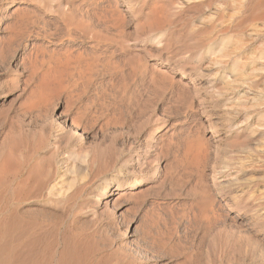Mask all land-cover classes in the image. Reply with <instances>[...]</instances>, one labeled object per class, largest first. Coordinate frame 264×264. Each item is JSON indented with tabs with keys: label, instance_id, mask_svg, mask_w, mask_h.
<instances>
[{
	"label": "rangeland",
	"instance_id": "rangeland-1",
	"mask_svg": "<svg viewBox=\"0 0 264 264\" xmlns=\"http://www.w3.org/2000/svg\"><path fill=\"white\" fill-rule=\"evenodd\" d=\"M93 1L94 0H0V46L4 48L0 55V93L2 91L7 93L6 96L0 100V108L4 109L3 111L0 109V141L2 142L5 139L8 140L12 131L15 130L19 132L21 130L24 133H19H21V135L24 134L23 136L27 139L33 138V140H36L38 139V135L45 139L44 144L41 146L42 149L40 148L38 150V156L47 157L49 156L48 154H50L49 152L55 151L53 148L54 138H56L55 135L59 127V120L55 117L57 115L52 113L47 107L41 106L42 110L39 108L40 105H36V108H34L35 105H27L28 107L24 106L26 103L28 104L27 99H29V90L32 86V81H30V83L28 81L27 83L29 84L24 82L29 79L30 67L29 62L22 60L19 55L23 50L24 41L29 42L33 39H37L47 51H59V49L66 44H70V46H82L87 49H89L90 45L96 46L98 44L96 47L100 48V50L103 48L102 50H106L107 52L110 51L115 53L114 51H116L114 54L115 57H118L119 53L121 54L126 50H133L139 52L142 58L148 60L149 63L158 62L159 60L168 62L170 65L168 66V68L170 67L169 73L175 80L179 79L182 83L187 84L186 88L190 92L189 96L194 102L190 103L189 100H185L187 101L185 103L184 100H182L181 104L176 103L177 106L173 105L174 107H171L170 105L173 100L174 92L167 90L168 92L165 91L166 93H157V95L159 94L160 96L154 95L156 96L154 97L155 99L153 98L154 100L152 99L154 104L152 102H149V105L145 103L147 108L143 104L144 106L142 107L144 109H141L142 111H139L142 107L133 109V111L130 112L131 118L129 112H122V121H124V118H126V120L124 123L122 122L120 125H116L117 127L114 124L111 125L112 123L110 121L111 124L108 123L109 125L107 124L104 128H99L97 125L95 129L92 130L93 132H88L87 135L81 139H70L65 136L60 137L59 139L66 138V141L64 139H57L61 141L60 143L56 141L57 153L59 156L69 154L72 149L75 152L80 150L79 148H81V150L94 148L100 154L104 151L106 155L109 154L107 159L108 163L104 165L107 168L100 167V170L98 168L95 173L96 175L92 177L93 180H91L92 178L87 179V184L83 181L82 186L84 184L87 188L85 186L79 187L81 183L74 185L73 189L69 191L71 193V198L67 203L68 207L66 206V211L68 209V212L66 213L64 212L65 209L61 211L59 208H55L51 203L46 204L45 202L46 192H48L49 188L53 185H58L59 180L63 178V176H60L62 175L60 172L54 174V178L50 182L51 184H49L47 189L42 191L43 194L40 193L43 195L41 198H39V194L33 193L32 195L36 199L35 200L30 193V195H28L30 198L32 197L31 200L29 197L25 198L27 197L26 195L24 200L21 198L23 202L19 200L13 201V205L9 204L10 208L16 206L21 213L23 212V215L26 210V215L27 217L29 215L30 219L54 226V228L58 230H56L58 239L68 237V241H73L75 238L78 239L75 240L77 243L84 242L82 244L79 243L80 250H82L81 247L84 249V246H88V240L92 238L91 243H89L91 247L89 248L96 249H92V255L90 257L92 264H98L99 261L100 264H112L113 262V264H264V134L262 130H257V125H259V123H264V7L262 10L256 11L257 7L264 6V0H186V3L185 0H172V2L171 0H135V2L131 4L129 12H126L127 4L124 2L126 0H124V3H120L119 5L121 10L125 13L128 23L125 18L122 21V25L121 23L118 24L119 28H117V26L109 27L107 24L95 18L100 16L98 14H102L101 11L109 1ZM178 1L183 2L179 5L177 4ZM140 4L141 11L135 17H132L134 15H127L129 13L131 14V11L133 13V10ZM156 6L157 8L159 7V9H157ZM23 7H25L29 13H32V16L27 13V16H29L27 19L32 27V31L27 33L28 35L26 34L25 38L21 40L20 43L17 40L18 43L15 40V42H12L10 35L13 34L12 31L15 30L17 26V23H15V9ZM79 7L80 9H78ZM153 8L164 13L163 15L164 17L166 16L168 23L163 28L164 34L160 36L162 40L160 44L152 43L154 37L158 36L157 29L154 27H143ZM36 11L39 16L35 13ZM95 14L97 16H94ZM33 15L36 17H33ZM257 15L258 17L261 16L263 19H259ZM30 16L35 18V20ZM78 16L83 18L77 19ZM42 21L45 24L44 26L42 25ZM79 21L82 22L79 23ZM85 21H89L88 24L93 21L94 23L90 24L95 26L96 29L86 23V25L90 27V33H82L80 28L84 25L83 22L85 23ZM34 22L35 24L32 25L31 23ZM57 25H59V30ZM105 25L108 28H106ZM42 26L45 28L43 29ZM75 27L80 30H75ZM97 27L100 33L107 31V33H103L106 38L104 35L102 36V34H99ZM37 28L38 30H36ZM39 28H41V30ZM92 29L97 31L94 32ZM119 29L121 30L119 31ZM67 30L79 31L82 35L79 32H77L79 34L74 33L70 35L67 33ZM43 32L44 35L42 34ZM91 32H93V36ZM228 33L231 35H228ZM38 34H41L40 37ZM98 34L104 41H101ZM84 36H86V38ZM107 36L108 38L110 37V39H107ZM94 37H98L99 39H95ZM220 38L225 40V42L230 39L231 42L228 40L226 43L227 45L225 44L227 50L224 51L221 56H216L217 58L215 59H217V61L219 59L218 64L216 66H211L215 68V71H218V74L214 77V75L208 74L206 67L211 58L219 54L217 53L218 48L215 46L213 40L218 42ZM58 40H60V42ZM15 43L16 46H14ZM104 46H106L107 49ZM44 57H47V55H44ZM239 68L242 71H240ZM260 68L262 70H260ZM197 70H201V73H197ZM227 77L231 78V80L236 78L238 81L229 83ZM192 79H194V88H192ZM4 81H7L9 84L7 82L4 83ZM22 87H24L23 91ZM25 87H28L29 90ZM6 88L8 91H6ZM242 90H247L246 97L242 98L239 96ZM86 97L88 96H85L82 100L85 103L87 102L85 101V99L87 100ZM89 97H91L90 93ZM107 101L110 102V99H107ZM237 102L238 104L240 103V107ZM151 103L152 105H150ZM105 107L108 109V118L111 119L112 115L115 114V110H113L110 105H106ZM135 110L136 112L139 111L137 116ZM226 110L229 114L223 115ZM59 111L60 110H58V112ZM124 114L128 116L125 117ZM195 117H199L204 123H207L209 120L219 123L216 133H214L211 128L206 129V134L212 138L210 145L211 153L206 161V173L208 174V182L211 188H209L208 191L210 192L208 193L207 191V194L208 196L214 197L215 205L219 208L215 216L210 214L203 215V212L199 211L200 209L197 208L195 204L196 201L191 195L193 189L191 190L190 187H192L193 182H191V185H189L190 183H184L185 178L182 179L181 176L176 175L177 169L176 172L174 170L175 173H173L172 178L166 180L164 183L166 186L162 185V188L159 187L161 185L158 183H155L156 185L151 183L152 188H146L147 190L143 189V186H137L131 187L129 191L119 194L123 188H116L113 186L111 187V191H108L103 197H93L95 191H93L92 188L93 184L96 183L97 180L99 181L103 176L108 179L114 177L113 175L117 174V172L123 173L124 165H121L123 159L120 157V153L121 155L133 153L138 143L143 140L147 131L150 133L147 134V136H150H148V140L150 141H153L155 135V138H158L162 133H165V137L172 138V141H175L174 143H178L181 141L185 130L191 123L193 124L192 121H195ZM162 125H164L162 130L158 131V128ZM55 128H57V130ZM98 128L101 131H99ZM102 129L105 130L102 131ZM171 133L172 135H170ZM13 134L14 135L10 136V138L16 135L15 132H13ZM5 142L6 141H3L2 144ZM132 143L134 147L130 146ZM110 144L111 147L114 146V149L110 147ZM44 145H46L48 149L46 146L44 147ZM115 148L120 152H117ZM129 148L130 152L127 150ZM145 149L146 147L144 150ZM147 150L149 149H146V152ZM115 152H117V154ZM169 155L167 154L168 157L165 156V160H167L166 163H170L174 159L172 152L169 153ZM115 161L117 163H115ZM114 163L116 165L118 164L117 166L120 169H118ZM96 176L97 178H95ZM174 176L175 178H173ZM150 177L151 175L149 178ZM172 180H175L176 183ZM182 184L186 187H183ZM188 185L190 187H188ZM188 188L190 191H188ZM77 191H81L82 195L81 192ZM129 193L133 195L129 197ZM37 195L39 197H37ZM72 196L74 198H72ZM37 198H39V201ZM105 202L107 203L105 204ZM256 203H258L260 207ZM36 208H40L39 211L38 209L36 210ZM44 209L49 211L46 212ZM37 211L41 215H43V212L46 213L41 216ZM53 212L55 214H53ZM69 212L71 213L70 215ZM73 212L76 213V215H72ZM57 213L59 214L58 216H56ZM52 214L56 216L55 219H52L54 217ZM33 215L35 217L38 216L36 217L38 220L35 219ZM39 217L45 218L46 220L44 219L43 222V219H39ZM51 221H53V223ZM63 224H65V227L61 226ZM71 224H73V226ZM81 228L83 231L86 229L84 231L86 233L79 230ZM75 229H77L76 233ZM72 230L75 234L72 233ZM93 232H95V234ZM80 236H82V239ZM93 238H97L94 239V244ZM98 238L100 240H98ZM95 245L98 248H96ZM116 254L118 255L117 257ZM95 256H97V258Z\"/></svg>",
	"mask_w": 264,
	"mask_h": 264
},
{
	"label": "bare ground",
	"instance_id": "bare-ground-1",
	"mask_svg": "<svg viewBox=\"0 0 264 264\" xmlns=\"http://www.w3.org/2000/svg\"><path fill=\"white\" fill-rule=\"evenodd\" d=\"M108 1L109 2L106 3L107 5L101 11L102 14H98L100 16L95 17V18L102 21L104 24H107L109 27H116L117 26V28H119L118 24L121 23V25H122V23H123L122 21L126 18V15L121 10L119 4L125 2L127 4L126 12H129V10L131 8V4H132V2H135V0H126V1H124V0H108ZM174 1H176V0H174ZM142 2H144V1H142ZM171 2H172V0H171ZM182 2L183 1H178L177 4L181 5ZM84 3H85V1H84ZM185 3H186V0H185ZM101 6H99V7H101ZM25 7L15 9L16 10V16H15L16 22L15 23H17V26H16V29L12 31L13 34L10 35L12 42L14 40L15 41L17 40L20 43V41L25 38V35L27 33H29L30 31H32V27L30 26V23L28 22V19H27V18H29V16H27V13H28V15L31 14V16H32V13H29V11ZM263 7H264L263 5L259 8L257 7L256 11L262 10ZM89 8H91V7H89ZM156 8H157V6H156ZM156 8H153V10L150 12V14L148 15L149 17L147 18L145 25H143V27L144 28H151V27L156 28L158 36L154 37V40L152 41V43L160 44L162 41L160 39V36H162L164 34L163 28L168 23H167L166 16L164 17V15H163L164 13H162L160 10H157V9H159V7L157 9ZM78 9H80V7ZM84 9H85V7H84ZM87 11H88V9H87ZM133 11H134L133 13L131 11V14L129 13L127 15H131V16L134 15L132 17H135L141 11V4ZM35 13H37V11ZM64 14H66V13H64ZM78 14H79V12H78ZM86 14H88V13H86ZM35 15H33V17H36ZM38 16H39V14H38ZM80 16H78L77 19L83 18ZM82 16H84V15H82ZM94 16H97V15L95 14ZM74 17H75V15H74ZM257 17H258V15H257ZM40 18H42V17H40ZM40 18H38V19H40ZM258 18L260 19L261 16ZM32 19L35 20V18H32ZM261 19H263V18H261ZM42 20H44V19H42ZM87 20H88V18H87ZM130 20H131V18H130ZM32 22H33V20H32ZM36 22H37V20H36ZM81 22L79 21V23H81ZM88 22H86V21H85V23L83 22L84 25H82L80 28L82 30V33H85V34L88 33L90 30L89 29L90 28L89 26L91 25L90 23H92V24L94 23L92 21L89 23L90 24L89 25ZM96 22H97V20H96ZM126 22H127V18H126ZM42 23H43V21H42ZM66 23H67V21H66ZM86 23L89 26H87ZM31 24L33 25V24H35V22L31 23ZM71 24H72V22H71ZM71 24H68V25L72 26L73 24L72 25ZM42 25L44 26L45 24L43 23ZM58 26L59 25H57V28H58ZM75 26H78V25H75ZM91 26L95 28V26H93V25H91ZM98 27H100V26H98ZM98 27H97V30L99 31ZM103 27H104V25H103ZM105 27L108 28L106 25H105ZM41 28H39V29L41 30ZM44 28L45 27H43V29ZM80 29L76 28L75 30H80ZM36 30H38V28ZM58 30H59V28H58ZM75 30H72V31L67 30L68 31L67 33L71 35V34L79 32V31L76 32ZM120 30L121 29H119V31ZM96 31H94V32H96ZM222 31H220V32H222ZM67 33H65V34H67ZM79 33L82 35L81 32H79ZM79 33H77V34H79ZM103 33H107V31L106 32L104 31L102 33H100V31H99V34H102V36L104 35ZM42 34L44 35V32ZM91 34L93 36V32H91ZM108 34H110V33H108ZM120 34H121V32H120ZM229 34L230 33H228V35ZM40 35H39V37H40ZM45 36H47V35H45ZM86 36H88V35H86ZM86 36H84V37L86 38ZM94 36H95V33H94ZM79 37H81V36H79ZM99 37H100V35H99ZM226 37H227V34H226ZM90 38H91V36H90ZM94 38L97 39L98 37L97 38L94 37ZM94 38H93V40H94ZM105 38H106V36H105ZM115 38H117V37H115ZM214 38H216V37H214ZM100 39H101V37H100ZM107 39H110V37L108 38V36H107ZM210 39H212V38H210ZM36 40L33 39L29 42L24 41L25 43H24L23 50L19 55V57L22 60L29 62V67H30V69H29L30 76L28 77L29 79H27V81H24V82L27 83L29 81V83H30V81H32V86H31L30 90L28 89V87H25L30 91V93H29V99H27L28 97L26 98L28 101V104L26 103V105H24V106L26 107L27 105L28 106L29 105L30 106L35 105L34 108H36V105H40L39 108H41V106L47 107L48 109H50L52 111V113L57 115V116H55V115L54 116L57 117V119L59 120V125H58L59 127H58L57 134L55 135L56 138H54L55 141L52 139L54 141L53 148L55 149V151L49 152L50 154H48L49 156H47V157H45L44 155H43L44 157H42L41 155L38 156V154H37L38 150L40 148L42 149L41 146L44 144V141H45V139L41 138L40 135H38V139H36V140H33V138L27 139L26 137L23 136L24 134L21 135V133H24V132H22L21 130L20 131L17 130V131L21 132V133H19V132H16L14 130L12 132L10 131L12 133V134L10 133V136L14 135L13 132L16 133V135L13 138L11 137L12 139L9 136L8 140H7V139H5L7 137L6 136L5 138H3V139H5L3 141H6L4 144H2L3 141L2 142L0 141V145L2 144L0 147V264H92L91 263L92 260L90 257L92 255L91 254L92 249H95V248H92V249L89 248V247H91V246H89V243H91L92 238H90L91 240H88L89 241L88 246H84V249H83V247H81L82 250H80L79 249V243L80 242L77 243L75 241L78 239L74 238V240H73L74 242L72 240L68 241L69 240L68 237L58 239L57 234H56L57 229H55L54 226L49 225V224H44L41 222H36V220L34 221V220L30 219L29 215L27 217L26 210L24 211L25 214L23 215V212L21 213L19 211V209L16 208V206L13 208H10L9 204L11 205L13 201H19V200L22 201V199L24 200V197L26 195H27V197H25V198H28L30 193H31V195L33 193L39 194L40 197L38 195H37V197L41 198V196H43V195H41V194H43L42 191L47 189L49 184H51L50 182L54 178V174L57 172H60V174L62 173V175H60V176H63V178L61 180H59V182H58L59 184L56 182L58 185L55 184L49 188L48 192H46L45 202H46V204L51 203L55 208L57 207L61 211H63L65 209V211H64L65 213L68 212V209L66 211V206H67L68 201L71 198V193L69 191L71 189H73L74 185H76L77 183H81V185H79V187L82 186L83 181L87 184V182H86L87 179H91L94 175H96L95 173H96V170L98 168H99V170H100V167L105 168L106 166H104V165H106L108 163L107 159H108L109 154L106 155L105 151L102 152L103 154L102 153L100 154L94 148H87V149H83V150H81V148H79L80 150H77L74 152L72 149L73 152L71 151L69 154L59 156L57 153L56 141L64 139V138L59 139L60 137L65 136L66 138H70V139L71 138L81 139L82 137L87 135L88 132L95 129V127L97 125L99 128H102V127L104 128V126H106L108 123H110V121L112 123V124L110 123L111 125L114 124L115 126L116 125L118 126V125H120V123H122V122L124 123V121L126 120V118H124V121H122V118H123L122 117L123 114L121 115L122 112L123 113L129 112V115H130V112L133 111V109L138 108V107H142L145 105V103L147 105H149L148 103L152 102V99L154 97H156L154 95H157V93L162 94L167 90H169L170 92H174L173 98L171 97L173 99L171 102V105H170L171 107L173 105L177 106L176 103L181 104L182 100H184L185 103L187 102L185 100H189L190 103H192L194 101H192V99L189 96L190 92L186 88L187 84L182 83L181 81H179V79L175 80L173 78V76L169 73L170 67L168 68V66H170V65L168 64V62L159 60L158 62L156 61L154 63L153 62L149 63L148 60H146L145 58L144 59L142 58V56L139 54V52H136L133 50L132 51L131 50H129V51L124 50L125 52H122L121 54L119 53L118 57H115L114 54L116 53V51H114L115 53H113L110 51L107 52L106 50H102L103 48L100 50V48L96 47L98 44L96 46L90 45L89 49H87L86 47H82V46H75V45L70 46V44L69 45L66 44V45H63L62 48L59 49V51H57V50L56 51H54V50L47 51L38 42V40L37 41ZM112 40H113V38H112ZM228 40H230V39H228ZM228 40H227V42H228ZM58 41L60 42V40H58ZM101 41H104V40L101 39ZM213 42H214L215 46L218 48L217 53H219V54H217V55H215V57L211 58L208 66L206 68H207L208 74H212V75H214V77H216V75L218 74V71H215V68L211 67V66H216L218 64L219 59L217 61V59H215V58H217L216 56H218V55L221 56V54L227 50L226 49V45H227L226 43L227 42H225V40H222L221 38L219 39L218 42H216V40L215 41L213 40ZM230 42H231V40H230ZM42 44H43V42H42ZM22 45H23V43H22ZM14 46H16V43ZM104 47L106 48V46H104ZM3 49L4 48H2L0 46V55L2 54L1 52L3 51ZM109 50H111V49H109ZM116 50H118V49H116ZM44 55H47V57H44ZM174 57H175V55H174ZM25 69H26V67H25ZM239 70H240V68H239ZM260 70H262V69L260 68ZM199 71L197 70V73H201V70H199ZM240 71H242V70H240ZM193 80L194 79H192V82H191L192 86H193L192 88L195 87L193 85V82H194ZM190 81H191V79H190ZM227 81H229V83H235L238 80L236 78L231 80V78L227 77ZM5 82H7V81H4V83ZM29 83H27V84H29ZM4 86H5V84H4ZM23 88L24 87H22V91L24 90ZM235 89H236V87H235ZM6 91H8V89ZM170 92H169V94H170ZM89 93H90L91 97H89ZM246 93H247V90H242V93H241L242 96L241 95H239V96L242 98L246 97V95H247ZM6 94L7 93H5V91H2L0 93V100L4 96H6ZM85 96H88V97H86L87 100L85 99V101H87L86 103L84 101H82ZM107 99H110V102L107 101ZM82 102H84V103L81 104ZM238 102H237V104H238ZM152 103L150 105H152ZM105 104L110 105L112 107V109L115 110V114L112 113L113 115H112L111 119L108 118V115H107L108 109H107V107H105L106 106ZM180 104H178V105H180ZM238 105L240 107V103ZM34 108H32V109H34ZM146 108H147V106H146ZM0 109L2 111L4 110L2 108H0ZM112 109H110V110H112ZM141 109H144V108L143 107L140 108L139 111H142ZM58 110H60V111L58 112ZM53 111H55V112H53ZM139 111L136 112V110H135L136 116H137V113H139ZM140 113H142V112H140ZM228 114H229V112L226 110V111H224L223 115H228ZM133 115H135V114H133ZM211 115H213V114H211ZM124 116L127 117L128 115L124 114ZM209 117H211V116H209ZM130 118H131V115H130ZM194 120L195 121H192L193 124L191 123L190 124L191 126L189 125V127L185 130L183 137L181 136L182 137L181 141L178 143H174L175 141L173 142L172 138L165 137L164 136L165 133H162L158 138H155V136H156L155 135L153 141H150V140H148L149 135L147 136V134H150V133L147 131L143 140L138 143L136 150L133 153H127V154H122V155L120 153V157L123 159V163L121 165H124V172L123 173L117 172V174L113 175L114 177L108 178V179L104 178V176L99 181L96 179L97 182L94 183L93 187H92L93 191L95 190L93 197H103L108 191H111V187H113V186H115L116 188H123V190L121 192H119V194H122V193L129 191V189L131 187H137V186L142 187L143 186V189H146L149 187L152 188L151 183H154V184L158 183L161 185L159 187L162 188V185H165L164 183L166 182V180H169L170 178H172L173 173H175L176 169H177L176 175L181 176L182 179L185 178L184 183H188V184L190 183L189 185H191V182H193L192 187H190L188 185V187H190L191 190L193 189L192 190L193 192L191 191L192 193L191 192H189V193H191V195L194 197V199L196 201V202L195 201L194 202H195L197 208L200 209L199 211L203 212V215L204 214L205 215L210 214V215L215 216V214L217 213V209H219V208H217L215 205L216 203H215L214 197L208 196V194H207V191L210 188V184L208 182V174L206 173V167H207L206 161H207V159L211 153L210 152V150H211L210 145H211L212 138L206 134V129L211 128L212 131L214 133H216V131H218L217 127H218L219 123L216 121H212V120H209V121H207V123H204L202 120H200L199 117H195ZM100 123H102V124H100ZM164 125H165V123H164ZM164 125H162L160 128H158V131L162 130ZM121 126H123V125H121ZM147 127H149V126H147ZM151 127H153V126H151ZM99 128H98V130H99ZM55 129L57 130V128H55ZM144 129H142V130H144ZM263 129H264V123H259V125H257V130H260V131L262 130V133L264 134ZM104 130L102 129V131H104ZM152 130H151V132H152ZM99 131H101V130H99ZM38 134H40V133H38ZM20 135L23 136L24 138L21 137ZM170 135H172V133ZM39 136H40V138H39ZM45 136H47V135H45ZM66 138L64 139L65 141H66ZM135 140H136V137H135ZM49 141H51V140H49ZM58 142L60 143L61 141H58ZM93 143H95V142H93ZM133 143H132V145H130L131 147L132 146L134 147ZM48 144H47V146H48ZM82 145H83V143H82ZM96 145H97V143H96ZM45 146L46 145H44V147ZM47 146H46V148H47ZM49 146H51V145H49ZM99 146H100V144H99ZM63 147H64V145H63ZM96 147H98V146H96ZM110 147H111V144H110ZM113 147H111V148H113ZM145 147H146V149H149V150H147V152H146V149L144 150ZM108 149H109V147H108ZM115 149H117V148H115ZM65 150L67 151L66 148H65ZM127 150L129 151L130 148ZM127 150H125V151H127ZM131 150H133V149H131ZM46 152H47V150H46ZM117 152H120V151H118V149H117ZM117 152H115V153L117 154ZM171 152L174 156V159L172 158L174 161L172 160V162L166 163L167 160H165V156H167V154L169 155V153H171ZM112 153H114V152H112ZM113 155H112V157H113ZM115 158H116V156H115ZM112 162H113V160H112ZM115 163H117V162L115 161ZM108 166H109V164H108ZM117 168H118V166H117ZM111 169H113V168H111ZM111 169H109V170H111ZM118 169H120V168H118ZM174 170H175V172H174ZM102 171H104V170H102ZM113 171H115V170H113ZM178 172H179V175H178ZM150 175H151V177L149 178ZM55 177H56V175H55ZM59 178H61V177H59ZM95 178H97V176ZM173 178H175V176ZM91 180H93V178ZM175 180H172V181H174V183H176ZM180 180H181V178H180ZM168 183H169V181H168ZM168 183H166V184H168ZM53 184H54V182H53ZM215 184H217V183H215ZM183 185L184 184H182V186ZM83 186H85V185L83 184ZM183 187H186V186H183ZM78 188H76V189H78ZM108 188H110V189H108ZM153 189H155V188H153ZM163 190H164V188H163ZM188 191H190L189 188H188ZM77 192H81V191H77ZM152 192H154V191H152ZM156 192H158V191H156ZM159 192H161V191H159ZM209 192L210 191H208V193ZM81 195H82V192H81ZM129 195H130V193H129ZM131 195H133V194H131ZM131 195L129 197H131ZM260 195H261V193H260ZM34 196H35V194H34ZM32 197H33V195H32ZM32 197L31 198L29 197L30 200L32 199ZM86 197H88V196H86ZM193 197H191V198H193ZM263 197H264V195H263ZM39 198H37L38 201H39ZM72 198H74V197L72 196ZM97 200H98V198H97ZM260 200H261V198H260ZM107 202H105V204ZM42 203L44 204L43 201H42ZM256 204H258V203H256ZM74 205H75V203H74ZM259 207H260V205H259ZM84 208H85V206H84ZM37 209L38 208H36V210ZM39 209H38V211H39ZM80 209H81V207H80ZM44 210H46V209H44ZM56 210H58V209H56ZM32 211H30V212H32ZM47 211H49V210H46V212ZM37 212H36V214L38 215L39 212L38 213ZM46 212H43V215ZM91 212H93V211H91ZM49 213H47V214H49ZM220 213H221V211H220ZM53 214H55V213L53 212ZM70 214L71 213L69 212V215ZM74 214L76 215V213L73 212L72 215H74ZM43 215H41V216H43ZM58 215L59 214L57 213L56 216H58ZM199 215H201V214H199ZM45 216H46V214H45ZM56 216H54L52 219H55ZM60 216H61V214H60ZM36 217H38V216H36ZM36 217L34 216L35 219H37ZM64 217H66V216H64ZM72 217H74V216H72ZM219 217H220V215H219ZM40 218L41 217H39V219ZM207 218H208V216H207ZM214 218H216V217H214ZM214 218H212V219H214ZM41 219H43V218H41ZM44 219H43V222H44ZM68 219H69V217H68ZM203 219H204V216H203ZM205 219H206V217H205ZM47 221H48V219H47ZM53 221H51V222L53 223ZM56 222H57V220H56ZM45 223H46V221H45ZM61 224H62V222H61ZM82 224H79V225H82ZM64 225L65 224H63L61 226H64ZM71 225L73 226V224H71ZM83 226H84V224H83ZM83 226H81V227H83ZM61 229H62V227H61ZM66 229H69V228H66ZM75 230H76L75 231V233H76L77 229H75ZM79 230H81L83 233H86V232H84L86 229L84 231L82 228ZM72 233H73V230H72ZM75 233H73V234H75ZM93 233L95 234V232H93ZM94 234H92V235H94ZM70 235H71V233H70ZM71 237H70V239H71ZM81 237L82 236H80V238ZM81 239H80V241H81ZM94 239H97V238H93V244H94ZM98 240H100V239L98 238ZM82 243H84V242H82ZM82 243H80V244H82ZM84 245H86V244H84ZM95 247H96V245H95ZM96 248H98V247H96ZM100 256H102V255H100ZM117 256L118 255L116 254V257ZM95 257L97 258V256H95ZM105 258H106V256H105ZM93 260H94V258H93ZM98 264H100V261L98 262ZM116 264H118V263H116Z\"/></svg>",
	"mask_w": 264,
	"mask_h": 264
}]
</instances>
